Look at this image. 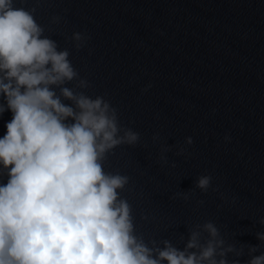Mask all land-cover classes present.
I'll return each mask as SVG.
<instances>
[{"label": "clouds", "instance_id": "clouds-1", "mask_svg": "<svg viewBox=\"0 0 264 264\" xmlns=\"http://www.w3.org/2000/svg\"><path fill=\"white\" fill-rule=\"evenodd\" d=\"M35 11L0 0V94L6 100L0 114H13L0 138V166L8 176L0 184V264H240L227 256L238 258L243 249L225 247L211 221L190 231L183 250L168 240L163 248L155 241L149 247L136 234L132 207L120 196L129 178L106 172L104 161L119 145L135 146L140 135L120 125L117 110L103 97L64 86L74 80L79 89L89 84L78 78L69 51H58L43 35ZM72 39L80 49L86 38L74 33ZM167 151L161 149L165 163ZM210 184L208 175L196 181L203 192ZM176 195L188 199L187 193ZM256 237L264 242V232ZM258 247H249L247 264H264V253L253 255Z\"/></svg>", "mask_w": 264, "mask_h": 264}]
</instances>
